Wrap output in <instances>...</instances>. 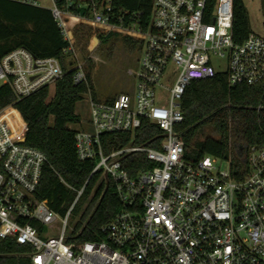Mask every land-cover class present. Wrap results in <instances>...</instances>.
I'll use <instances>...</instances> for the list:
<instances>
[{"label": "built area", "instance_id": "2783aa9c", "mask_svg": "<svg viewBox=\"0 0 264 264\" xmlns=\"http://www.w3.org/2000/svg\"><path fill=\"white\" fill-rule=\"evenodd\" d=\"M5 1L44 8L42 0ZM48 2L70 53L82 25L137 41L134 91L111 102L87 95L89 127L76 132L75 146L78 159L95 167L65 216L38 198L49 161L26 145L27 124L0 112V240L28 248L32 264H264V143L233 171L230 159L189 158L177 130L193 82L225 74L230 87L264 90V37L251 32L234 41V0H153L149 20L135 14L119 25L112 0ZM73 69L75 85L87 82L83 63ZM63 75L58 59L24 48L0 58V81L18 101ZM145 124L157 129L152 146L105 152L104 135L135 141ZM98 174L114 184L121 210L102 227L103 240L76 242L70 217Z\"/></svg>", "mask_w": 264, "mask_h": 264}, {"label": "trees", "instance_id": "16d2710c", "mask_svg": "<svg viewBox=\"0 0 264 264\" xmlns=\"http://www.w3.org/2000/svg\"><path fill=\"white\" fill-rule=\"evenodd\" d=\"M112 3L114 24L119 25L122 18L129 21L135 14H143V19L149 20L153 0H112ZM209 3L213 5L215 0ZM233 5V39L240 44L252 32L251 22L244 0H234ZM111 36L114 34L104 38ZM125 43L131 52H138L136 40L127 38ZM69 47L49 9L0 0V58L24 48L37 58L58 59L64 71L62 79L56 82L53 96L47 86L18 101L9 86L0 87V112L25 122L26 145L39 149L48 158L38 198L48 201L60 216H65L76 200L75 190L84 187L95 167V162H81L77 156V131L70 128L81 122L76 107L89 93L94 100H99L90 72L86 74L87 82L75 85L73 65L65 63ZM112 54L113 50L110 57ZM182 110L184 121L177 130L192 160L204 156L230 159L233 171L243 170L247 150L264 143L261 87H230L227 76L219 74L212 80L193 82L184 94ZM155 134L157 129L145 124L138 140L133 141L131 135L108 134L102 137V143L109 154L127 145H150ZM120 210L112 181L105 180L101 174L93 177L73 210L80 216L75 225L78 234L75 241L103 240L102 227ZM28 251L13 239L0 240V264H32Z\"/></svg>", "mask_w": 264, "mask_h": 264}, {"label": "rangeland", "instance_id": "374dc122", "mask_svg": "<svg viewBox=\"0 0 264 264\" xmlns=\"http://www.w3.org/2000/svg\"><path fill=\"white\" fill-rule=\"evenodd\" d=\"M42 6L51 8L48 0H42ZM248 9L252 32L264 37V0H244ZM107 36L94 26L82 25L75 30L73 43L75 52L69 53L66 58V66L72 63L73 67L83 63L85 73H91L92 84L97 98L105 99L120 94H129L134 91L135 71L138 64V53L131 52L125 43L128 37L121 33H113ZM114 48V49H113ZM113 54L110 57V53ZM55 85L49 86L50 95L55 93ZM3 83L0 81V87ZM88 96H84L78 103L76 113L80 117V124L70 126L73 131L87 129L90 121V109ZM222 168L226 164L221 163ZM75 212L71 214L70 225L79 220Z\"/></svg>", "mask_w": 264, "mask_h": 264}, {"label": "crops", "instance_id": "0c3cea01", "mask_svg": "<svg viewBox=\"0 0 264 264\" xmlns=\"http://www.w3.org/2000/svg\"><path fill=\"white\" fill-rule=\"evenodd\" d=\"M117 96V95H116ZM115 97V96H114ZM99 100H107V98H105V99H101V98H99Z\"/></svg>", "mask_w": 264, "mask_h": 264}, {"label": "water", "instance_id": "95a60500", "mask_svg": "<svg viewBox=\"0 0 264 264\" xmlns=\"http://www.w3.org/2000/svg\"><path fill=\"white\" fill-rule=\"evenodd\" d=\"M25 141V140H24Z\"/></svg>", "mask_w": 264, "mask_h": 264}]
</instances>
